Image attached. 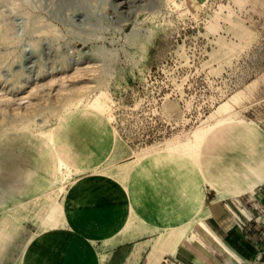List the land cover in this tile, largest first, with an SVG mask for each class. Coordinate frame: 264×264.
<instances>
[{"label":"rangeland","instance_id":"374dc122","mask_svg":"<svg viewBox=\"0 0 264 264\" xmlns=\"http://www.w3.org/2000/svg\"><path fill=\"white\" fill-rule=\"evenodd\" d=\"M77 114L103 130V176L133 166L121 186L140 170L205 178L206 161L233 162L246 135L264 140V0H0V258L47 216L49 198L19 195L32 136L47 143ZM57 177L51 197L75 174ZM238 181L208 189L231 199L260 185Z\"/></svg>","mask_w":264,"mask_h":264},{"label":"crops","instance_id":"0c3cea01","mask_svg":"<svg viewBox=\"0 0 264 264\" xmlns=\"http://www.w3.org/2000/svg\"><path fill=\"white\" fill-rule=\"evenodd\" d=\"M93 122L89 114L74 115L52 136L48 133L50 145L32 136L33 169L23 174L19 195L24 192L30 195L28 199L45 196L50 204L43 206L47 216L36 222L23 244L11 243L5 248L0 264H264L261 137L246 135L248 141L233 162L221 166L206 161L205 178L190 167H167L154 176L140 170V180L133 176L121 186L113 177L125 183L133 166L122 167L128 162L108 165L110 177L103 176L107 166L98 168L103 130ZM82 136L99 147L87 140L89 146ZM64 167L75 177L62 195L51 197L47 193L58 183L57 171L61 174ZM233 180L260 185L231 199L208 189L229 186ZM165 199L174 210L170 211ZM200 202L203 212L190 225L184 217L194 216ZM30 209L39 214L36 203Z\"/></svg>","mask_w":264,"mask_h":264},{"label":"bare ground","instance_id":"6f19581e","mask_svg":"<svg viewBox=\"0 0 264 264\" xmlns=\"http://www.w3.org/2000/svg\"><path fill=\"white\" fill-rule=\"evenodd\" d=\"M87 107H89L90 109H93V110H98V111H100V110L103 111V108H104L102 102L100 101V98H96L95 101L92 102V103H89V104L87 105ZM50 133H51V132H50ZM64 168H65V169L62 168L63 171H61V175H65L66 173L69 172V169H66V167H64ZM63 177H64V176H63Z\"/></svg>","mask_w":264,"mask_h":264}]
</instances>
